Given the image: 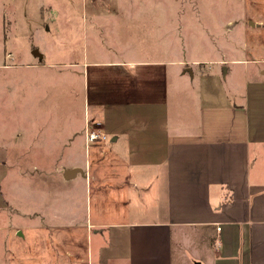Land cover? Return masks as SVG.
I'll return each instance as SVG.
<instances>
[{
    "label": "crops",
    "instance_id": "0c3cea01",
    "mask_svg": "<svg viewBox=\"0 0 264 264\" xmlns=\"http://www.w3.org/2000/svg\"><path fill=\"white\" fill-rule=\"evenodd\" d=\"M70 1L46 0L47 8L59 4L52 22L65 19ZM77 1L82 33L91 36L84 58L72 62L82 68L84 127L97 122L109 140L94 145L88 168L61 156L58 161L62 174L81 169L65 180L80 173L93 185L106 183L105 199L99 187L94 193V209L109 217L89 215L76 223L72 213L64 218L50 212L66 221L50 223L45 210L32 208L15 230L57 233L64 250L48 264H264V53L232 60L255 65L244 69L238 101L218 98L211 79L202 97L189 88L182 61L98 58L109 47L95 37L131 26L136 0ZM169 66L178 67L170 85ZM4 159L3 153L0 199ZM35 215L43 225L33 221ZM78 231L86 246L81 252L71 246Z\"/></svg>",
    "mask_w": 264,
    "mask_h": 264
},
{
    "label": "rangeland",
    "instance_id": "374dc122",
    "mask_svg": "<svg viewBox=\"0 0 264 264\" xmlns=\"http://www.w3.org/2000/svg\"><path fill=\"white\" fill-rule=\"evenodd\" d=\"M136 3L131 4L137 8L131 26L114 36L95 37L105 43L102 47H109L98 58L182 61L181 70H191L184 75L192 91L207 96L205 83L211 79L213 92L220 91L218 98L239 100V87L247 76L244 69L255 65L232 60H251L264 53V0ZM58 6L47 8L46 0H0V156L4 153L6 161L1 164L7 167L1 183L0 257H5V264H48L60 250L63 253L57 233L35 236L22 227L15 230L26 224L32 208L45 210L50 223L66 222L53 218L54 212L64 218L72 213L76 223L89 215L92 219L109 217L94 209V193L99 187L105 199L106 183L93 185L80 173L65 180L59 166L61 156L88 168L96 143H85L82 68L72 63L84 58L83 48L85 44L89 48L91 36L82 33L77 0L70 1L64 20L52 22ZM34 49L41 53L40 59L33 55ZM38 60L45 64L24 65ZM177 68L168 67L169 85ZM71 144L73 148H66ZM33 221L43 225V217L35 215ZM81 235L79 231L71 235V240L78 241L71 246L79 252L86 248Z\"/></svg>",
    "mask_w": 264,
    "mask_h": 264
},
{
    "label": "built area",
    "instance_id": "2783aa9c",
    "mask_svg": "<svg viewBox=\"0 0 264 264\" xmlns=\"http://www.w3.org/2000/svg\"><path fill=\"white\" fill-rule=\"evenodd\" d=\"M85 143H101L107 140L106 133L102 130L97 122H87L84 127Z\"/></svg>",
    "mask_w": 264,
    "mask_h": 264
},
{
    "label": "water",
    "instance_id": "95a60500",
    "mask_svg": "<svg viewBox=\"0 0 264 264\" xmlns=\"http://www.w3.org/2000/svg\"><path fill=\"white\" fill-rule=\"evenodd\" d=\"M33 55L37 57H41V53H39L36 49L33 50ZM184 71H188L191 74V70L189 67L184 68ZM225 74V68H223V75ZM81 169L79 167H72V168H67L63 171L64 177L69 178L70 176L74 175L76 172H80Z\"/></svg>",
    "mask_w": 264,
    "mask_h": 264
}]
</instances>
